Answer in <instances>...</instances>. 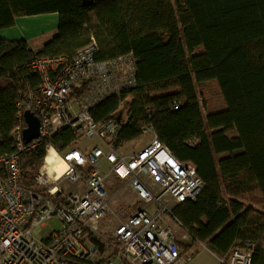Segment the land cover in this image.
Wrapping results in <instances>:
<instances>
[{
	"label": "trees",
	"instance_id": "obj_1",
	"mask_svg": "<svg viewBox=\"0 0 264 264\" xmlns=\"http://www.w3.org/2000/svg\"><path fill=\"white\" fill-rule=\"evenodd\" d=\"M47 13L60 25L39 51L0 35V156L14 150L21 93L41 81L36 60L73 59L93 43L98 62L131 56L135 86L93 107L94 121L118 123L116 148L152 130L193 164L204 189L173 217L218 256L252 243L264 264V0H0V31ZM212 82L224 108L204 116L199 86ZM79 139L67 126L53 146L64 153ZM46 155H30L31 168Z\"/></svg>",
	"mask_w": 264,
	"mask_h": 264
},
{
	"label": "built area",
	"instance_id": "obj_2",
	"mask_svg": "<svg viewBox=\"0 0 264 264\" xmlns=\"http://www.w3.org/2000/svg\"><path fill=\"white\" fill-rule=\"evenodd\" d=\"M95 53L93 43L73 59L36 60L30 68L41 81L21 93L18 124L12 133L14 150L0 156V264L188 261L181 257L175 226H182L172 209L196 200L204 181L193 164L178 160L156 135L132 153L113 145L118 123H96L91 109L135 86L136 70L131 56L98 62ZM27 111L41 124L40 137L30 143L24 140ZM67 126L80 139L59 153L54 136ZM92 139L100 144L85 150L83 144ZM49 146L64 160L65 168H48L46 155L38 169L29 170V156L41 148L47 152ZM102 162L108 164L107 173ZM50 175L53 182L48 181ZM110 176L138 192L144 204L114 229L111 243L100 239L102 224L121 190L111 192ZM64 181L77 189L67 191ZM254 247L252 243L237 247L221 257L220 264H253ZM109 252L116 254L107 258Z\"/></svg>",
	"mask_w": 264,
	"mask_h": 264
},
{
	"label": "rangeland",
	"instance_id": "obj_3",
	"mask_svg": "<svg viewBox=\"0 0 264 264\" xmlns=\"http://www.w3.org/2000/svg\"><path fill=\"white\" fill-rule=\"evenodd\" d=\"M199 95L203 103L202 105L204 109L203 110L204 116H207L209 112L220 111L224 108L223 98L221 96L218 86L215 83L213 82L204 83L200 85ZM228 135L229 137L233 138L236 136V133L230 132ZM154 136L155 134L152 131L148 130L146 131L144 136H142L141 141L144 143V145H146L152 140ZM97 144H100V142L97 139H92V140H87L82 147L85 150H88L93 148ZM139 149H141V146H139V141L129 143L127 145V149L124 148V150L127 151V153H132L134 151H138ZM27 165L28 167L30 165V167L28 168L29 170L34 168V167L31 168V159H29ZM101 167L102 170L105 171V173L108 172V164L102 162ZM108 182L110 184L111 192H114L117 189L121 188L118 195L112 201L111 210H110L111 212L105 218L100 232V239L104 242L111 243L114 242V240L112 241L111 239L112 232L114 231V229L118 225H120L123 221L128 219L137 210L143 208L144 204H143V200L139 197L138 192H136L134 189L123 187V183L115 180L111 176L108 177ZM62 187L67 191H74L77 189L75 185L70 184L68 181H64L62 183ZM175 230H176V237L180 245V250L182 253H184L189 250L188 249L189 243H186L188 242V239L187 238L183 239L185 236V232H183L182 229L180 230L178 227H175ZM205 253L206 252L204 251L202 254ZM115 254L116 252H109L106 257L110 258Z\"/></svg>",
	"mask_w": 264,
	"mask_h": 264
},
{
	"label": "crops",
	"instance_id": "obj_4",
	"mask_svg": "<svg viewBox=\"0 0 264 264\" xmlns=\"http://www.w3.org/2000/svg\"><path fill=\"white\" fill-rule=\"evenodd\" d=\"M59 25L60 15L58 13L19 17L16 19V23L13 27L2 29L0 35L1 38L6 41H25L31 50L39 51L56 37ZM141 138L129 143L139 141V146H141L142 149L147 144L144 145ZM129 143L125 144L123 148L127 149ZM175 227H178L185 232L180 226L177 225ZM185 236L183 239H188V242L186 243H189L188 245L190 247L188 248V251L184 253L181 252V257L184 260H188L185 264H220L221 257L211 251L206 244L193 243L192 239L186 234V232ZM204 251L206 253L202 254Z\"/></svg>",
	"mask_w": 264,
	"mask_h": 264
},
{
	"label": "water",
	"instance_id": "obj_5",
	"mask_svg": "<svg viewBox=\"0 0 264 264\" xmlns=\"http://www.w3.org/2000/svg\"><path fill=\"white\" fill-rule=\"evenodd\" d=\"M25 120L27 123V129L24 131V140L27 143L40 137V120L32 112L27 111L25 113Z\"/></svg>",
	"mask_w": 264,
	"mask_h": 264
},
{
	"label": "bare ground",
	"instance_id": "obj_6",
	"mask_svg": "<svg viewBox=\"0 0 264 264\" xmlns=\"http://www.w3.org/2000/svg\"><path fill=\"white\" fill-rule=\"evenodd\" d=\"M45 163H46V166L50 168L51 170L64 169V166H66V163L64 162V160L60 158L59 155L56 154L55 152L51 154L49 153L47 154Z\"/></svg>",
	"mask_w": 264,
	"mask_h": 264
},
{
	"label": "clouds",
	"instance_id": "obj_7",
	"mask_svg": "<svg viewBox=\"0 0 264 264\" xmlns=\"http://www.w3.org/2000/svg\"><path fill=\"white\" fill-rule=\"evenodd\" d=\"M55 151V149L52 147V146H49L48 148H47V152L49 153V154H51V153H53ZM55 180V177L54 176H48V181L49 182H53Z\"/></svg>",
	"mask_w": 264,
	"mask_h": 264
},
{
	"label": "snow or ice",
	"instance_id": "obj_8",
	"mask_svg": "<svg viewBox=\"0 0 264 264\" xmlns=\"http://www.w3.org/2000/svg\"><path fill=\"white\" fill-rule=\"evenodd\" d=\"M69 159H71V157H69Z\"/></svg>",
	"mask_w": 264,
	"mask_h": 264
}]
</instances>
